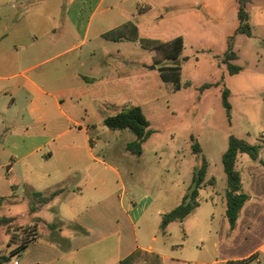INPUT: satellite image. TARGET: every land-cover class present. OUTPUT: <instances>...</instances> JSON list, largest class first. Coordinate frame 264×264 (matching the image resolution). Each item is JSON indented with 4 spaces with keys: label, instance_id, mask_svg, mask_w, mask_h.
<instances>
[{
    "label": "crops",
    "instance_id": "obj_1",
    "mask_svg": "<svg viewBox=\"0 0 264 264\" xmlns=\"http://www.w3.org/2000/svg\"><path fill=\"white\" fill-rule=\"evenodd\" d=\"M154 1L127 0L128 4L122 8L125 0H90L88 5L83 3L73 12L64 5V0H0V154L20 148L16 141L18 129L23 131L20 137L33 135L45 145L51 143L56 158L53 151L42 154L44 159L37 166L27 168L24 180L34 189L32 195L61 190L48 202L39 203L32 211L29 209L28 223L20 224L37 223V237L21 252L17 264H119L136 248L159 255L161 264H208L200 230L194 231L191 238L187 236L186 243H180L179 247L158 240L156 232L165 234L175 221L161 230L160 220L165 209L154 202L149 191H137L139 181L127 187L119 170L96 155L94 147L98 139L90 129L93 124L85 119L98 110L102 121L104 108L123 103L116 90L120 80L110 77L113 72L106 75V71L113 70V63L103 58L107 52L105 42L101 41L105 39L104 32L131 22L139 38L168 41L181 36L182 51L187 46L199 47L203 41L207 46L220 47L223 53L225 31L237 25L233 0L202 2L195 9L185 8L174 15L150 16L155 6L161 7L173 0ZM231 4L234 9L227 10ZM218 26L225 28L214 37ZM72 34L78 43L70 41ZM87 41L93 44L83 52L82 46ZM76 49L65 61L41 68L46 61ZM125 130H113L117 133L114 139L118 140ZM33 151H28L23 158ZM53 159L54 164L49 165ZM260 161L264 162L260 151L257 160L250 157L245 160L249 180H241V189L248 199L240 208L235 225L230 227L227 218L225 222V216H221V223L228 226L230 236L213 241L211 250L220 251V260L225 264L251 255L254 257L245 264H264V178L259 179L248 171ZM34 162L27 160L26 166ZM14 164H5V180L11 187L15 186ZM132 173L126 169L130 178H134ZM205 184L204 181L201 187ZM220 199L225 201V196L221 194ZM55 204L57 208L46 216L59 217L57 228L40 216L43 209ZM198 207L199 203L187 216L197 217ZM186 217L178 222L182 223ZM38 221L49 232L56 231L57 241L39 238ZM257 221L262 222L258 231Z\"/></svg>",
    "mask_w": 264,
    "mask_h": 264
},
{
    "label": "rangeland",
    "instance_id": "obj_2",
    "mask_svg": "<svg viewBox=\"0 0 264 264\" xmlns=\"http://www.w3.org/2000/svg\"><path fill=\"white\" fill-rule=\"evenodd\" d=\"M89 2L90 0H64V5L74 12L77 8H81L83 3L88 5ZM202 2L213 4L214 0H173L172 3L163 4L161 7L155 6L150 16L163 13L167 16H170V13L174 15L185 8L195 9ZM127 4L125 0L121 7L125 8ZM245 8L250 34L236 33L230 39L236 58L229 60V64L239 68L233 74H229L226 64L221 62L225 50L221 53L220 47L207 46L203 41L199 42V47L187 46L175 61L164 58L159 51L152 53L143 48L138 39L106 40L105 37L101 39L105 42L107 51L103 58L113 63V70L106 71V75L113 72V76L110 77L113 80L115 78L120 80L116 90L120 92L118 98L123 101L120 105H108L103 109L104 112L101 111V115L114 114L130 105L141 107L152 133L140 145L137 153L125 149L126 143L135 139L132 132L126 129L120 138L115 140L114 136L117 133L103 125L98 110L85 118L93 124H90V129L93 136L98 139L94 147L96 155L105 164L119 170L121 179L127 187L131 188L133 181H139L137 191H149L154 202L165 209L164 212L171 210L180 202L191 184L194 168L200 164L202 157L206 160L208 168L203 181L207 184L199 189L197 217L189 215L182 223L172 222L165 234L161 232L156 234L159 241L171 242L176 244L174 247H179L186 243L187 236L192 237L194 231H202L204 236L202 248L205 249L203 254L208 264H225L220 260V251L216 253L211 248H214L213 241L217 239L220 241L230 236L228 226L225 227L221 223V216H225V201L220 199L221 194L224 195L226 190V175L221 156L227 147L228 136L232 134L248 143L260 144V156L264 161V0H249ZM228 9H234L233 5ZM170 10L172 12H169ZM224 28L225 26L222 27ZM222 29L218 26L214 37L220 35ZM92 31L93 28L91 33ZM225 32L228 35L232 30L228 29ZM213 39L215 42L216 39ZM70 41L79 42L73 34L70 36ZM63 44L66 46V41ZM92 44L87 41L82 46L83 52H87L86 48ZM77 51L78 49L57 59L46 61L41 68H50L55 63L63 62L70 54ZM95 52L98 54L97 51ZM174 63L180 67V79L183 84L178 90L174 89L172 83L163 82L158 75L161 67ZM151 65H154V68L148 67ZM185 82L190 84L185 86ZM205 83L212 85L200 88ZM223 88H228L230 91L228 98L231 104L230 119L221 103ZM17 132L16 141L21 145L20 148L0 154L2 166L0 167V218L12 219V226L9 228L6 229L9 224L0 225V256L7 255L11 248L7 246L10 230L15 231L18 225L28 223L30 219L28 211L31 205H39L37 202L39 198L32 195L34 189H31L24 180L27 168L37 166L44 159L42 154L46 155L47 151H53L56 158L51 143L45 145L33 135L20 137L23 132L21 129ZM190 136L194 139L191 140ZM192 142L198 143L200 152H193ZM33 149L35 151L30 152L27 158H23ZM238 158L236 168L241 180L247 182L249 178L247 170L245 172V160H248L249 156L240 154ZM27 160L36 162L26 166ZM13 162H15V176L12 177V181L15 186L11 187L5 180L7 176L5 164ZM48 164H54V159ZM126 169L133 171L134 178L126 174ZM248 171L257 178L263 179L264 162L257 163L256 168ZM112 180L115 182L114 174ZM67 198L69 199L70 196ZM55 207L57 208V204L43 209L40 216L49 219L57 228L60 225L59 217L46 216L53 213L52 209ZM223 218L227 222L226 217ZM256 224L258 231L262 222L257 221ZM208 228L211 229L210 232H207ZM51 232L44 223L38 221L39 238L49 237L57 241L56 231ZM197 243L200 242L197 240ZM20 254L11 256L2 264H11L14 259L19 262ZM213 259L216 262H212Z\"/></svg>",
    "mask_w": 264,
    "mask_h": 264
},
{
    "label": "trees",
    "instance_id": "obj_3",
    "mask_svg": "<svg viewBox=\"0 0 264 264\" xmlns=\"http://www.w3.org/2000/svg\"><path fill=\"white\" fill-rule=\"evenodd\" d=\"M249 0H233V5L236 10L237 25L230 34L226 37V48L221 62L226 64L229 74L236 73L238 67L230 65L229 60L235 59L236 54L232 50L231 38L236 33L250 34L249 26L247 24L248 14L246 11V4ZM103 37L110 40L118 39H138L143 48H146L153 52H161L162 56L167 59L177 60L183 49V41L181 36H176L168 41H160L151 38H138L136 27L131 22L124 24L120 28L110 29L103 33ZM159 76L163 82H170L173 84L174 89H180L182 87L180 79V67L174 63L169 66H164L159 69ZM189 82H185L184 85H189ZM212 84L205 83L200 88H206ZM230 91L228 88H223L221 91V103L226 110V115L230 119L231 104L229 102ZM103 124L111 130H124L127 129L135 135V139L126 143V150L131 153H137L140 150V145L149 137L152 130L149 128V121L143 113L142 109L138 105H130L128 107L120 109L118 112L105 115L102 120ZM193 140V136H190ZM193 152H200V147L197 142L191 144ZM261 149L260 144L248 143L243 139L237 138L230 134L228 136L227 147L222 153L221 162L223 171L226 175V190H225V217L230 227L235 225L238 217V212L248 199V195L241 189V177L238 170L235 167L237 156L239 154H246L252 160H257L259 151ZM261 162V161H260ZM207 162L202 157L201 162L193 170V176L190 186L187 191L181 197L180 202L171 210L164 212L161 215L160 228L161 230L172 221H181L184 217L190 214L193 209L198 205L197 197L198 190L201 188L204 182V176L206 174ZM61 190L56 189L49 192L47 195H42L41 192H33L34 197H37V202L46 203L51 198L59 193ZM36 208L35 204H32L30 210ZM12 219L3 217L0 218V225H7L6 229L11 225ZM9 239L7 246L11 247L8 254L0 256V264L6 262L11 256L19 255L23 252L28 244L37 237V223L31 225H18L15 231L9 232ZM254 256L251 255L247 258L239 260H229L227 264H245L251 260ZM119 264H161V258L159 255L142 250L140 248L134 249L126 257H124Z\"/></svg>",
    "mask_w": 264,
    "mask_h": 264
},
{
    "label": "built area",
    "instance_id": "obj_4",
    "mask_svg": "<svg viewBox=\"0 0 264 264\" xmlns=\"http://www.w3.org/2000/svg\"><path fill=\"white\" fill-rule=\"evenodd\" d=\"M11 264H17V260L14 259Z\"/></svg>",
    "mask_w": 264,
    "mask_h": 264
},
{
    "label": "water",
    "instance_id": "obj_5",
    "mask_svg": "<svg viewBox=\"0 0 264 264\" xmlns=\"http://www.w3.org/2000/svg\"><path fill=\"white\" fill-rule=\"evenodd\" d=\"M149 68H154V65L148 66Z\"/></svg>",
    "mask_w": 264,
    "mask_h": 264
}]
</instances>
